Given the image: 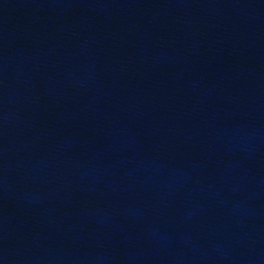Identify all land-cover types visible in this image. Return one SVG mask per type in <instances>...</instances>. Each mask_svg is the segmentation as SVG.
I'll return each mask as SVG.
<instances>
[{
  "label": "water",
  "instance_id": "obj_1",
  "mask_svg": "<svg viewBox=\"0 0 264 264\" xmlns=\"http://www.w3.org/2000/svg\"><path fill=\"white\" fill-rule=\"evenodd\" d=\"M0 264H264V0H0Z\"/></svg>",
  "mask_w": 264,
  "mask_h": 264
}]
</instances>
